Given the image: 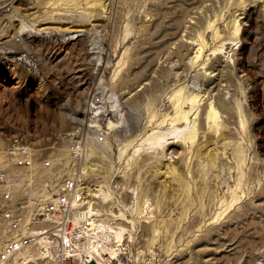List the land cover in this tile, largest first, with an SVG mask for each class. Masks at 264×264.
<instances>
[{
  "label": "rangeland",
  "instance_id": "1",
  "mask_svg": "<svg viewBox=\"0 0 264 264\" xmlns=\"http://www.w3.org/2000/svg\"><path fill=\"white\" fill-rule=\"evenodd\" d=\"M96 1L0 0V168L11 166L15 135L61 158L68 138L83 135L97 156L105 154V165L114 164L113 181L129 184L132 174L118 175L121 150L139 133L172 132L167 120L156 125L174 112L181 86L203 94L200 103L213 100L219 123L204 118L195 144L169 138L165 174L150 163L137 168L139 201L131 190H117L123 192L113 209L125 211L117 221L131 222L114 243L116 257L104 264H264V0ZM207 20L217 23L218 37ZM203 29L205 47L197 39ZM92 95L102 98L98 111ZM182 124L181 135L190 128ZM101 168L98 182L108 174ZM33 244V251L45 248Z\"/></svg>",
  "mask_w": 264,
  "mask_h": 264
},
{
  "label": "built area",
  "instance_id": "2",
  "mask_svg": "<svg viewBox=\"0 0 264 264\" xmlns=\"http://www.w3.org/2000/svg\"><path fill=\"white\" fill-rule=\"evenodd\" d=\"M101 101L92 95L91 108ZM105 136L101 133L95 140ZM68 139L64 158L42 155L21 136L11 139V166L0 168V264H30L23 251L39 236L48 240L51 254L45 258L52 264H104L115 257L110 249L116 236L102 226L106 215L86 207L92 199L89 187L97 182V173L87 166L88 139ZM113 180L110 177L116 201L123 191H117L121 187Z\"/></svg>",
  "mask_w": 264,
  "mask_h": 264
},
{
  "label": "bare ground",
  "instance_id": "3",
  "mask_svg": "<svg viewBox=\"0 0 264 264\" xmlns=\"http://www.w3.org/2000/svg\"><path fill=\"white\" fill-rule=\"evenodd\" d=\"M98 4H100L101 6H105L106 5V0H101V1H96ZM108 2V1H107ZM109 5V3L107 4ZM65 7V6H64ZM149 8V7H148ZM150 11L152 10L151 8H149ZM161 11V10H160ZM163 11V10H162ZM155 13V12H153ZM206 13V12H205ZM157 15V14H156ZM156 17V16H155ZM203 17V16H201ZM200 17V18H201ZM208 17V16H207ZM213 17V15H212ZM219 17V16H218ZM223 17V16H222ZM237 17V16H236ZM199 18V19H200ZM204 18V17H203ZM202 18V19H203ZM211 18V17H210ZM209 18V19H210ZM238 18V17H237ZM216 19V17H215ZM235 19V18H234ZM239 19V18H238ZM237 21V19H235ZM203 21V20H202ZM200 21H198L197 23H199ZM215 21L214 20H207V24L205 26L206 29H208V27H214L215 26V34L216 36L218 37L219 35V31H218V26L214 23ZM234 22V21H233ZM219 23V22H218ZM238 23V22H237ZM237 23L234 25V29L233 32L234 33H237V31L239 30V26L237 25ZM234 24V23H233ZM195 25V24H194ZM222 25V24H221ZM151 26V24H150ZM229 26V25H228ZM149 27V26H148ZM197 27V26H196ZM231 27V26H230ZM229 27V28H230ZM192 28V27H191ZM232 28V27H231ZM193 29H196V28H193ZM199 29V28H198ZM211 29V28H209ZM214 29V28H212ZM149 30V29H148ZM226 30V29H225ZM231 30V31H232ZM78 31H81V29H79ZM152 31V30H150ZM147 32V31H146ZM204 32H205V29L203 30H199V34H197V36L199 38H197L198 40H200V43L202 44V46L204 45H207V41H206V38L204 36ZM233 32L231 34V36L233 37ZM148 33V32H147ZM189 33V32H188ZM210 33V32H208ZM229 33V32H228ZM231 33V32H230ZM149 34V33H148ZM193 34V33H192ZM195 34V32H194ZM214 34V33H213ZM226 34V32H225ZM235 35V34H234ZM151 36V35H150ZM208 36V35H206ZM221 36V35H220ZM223 36V34H222ZM230 36V37H231ZM237 36V35H236ZM143 38L145 36H142ZM149 37V35H148ZM195 39V35L193 37ZM209 38V37H208ZM213 38V37H212ZM215 38V37H214ZM146 39H147V36H146ZM227 39V38H225ZM232 39H235L234 37ZM223 40V39H222ZM221 40V41H222ZM146 41V40H145ZM197 41V40H196ZM225 41H222L221 43H223ZM198 43V44H200ZM207 43V44H206ZM216 43V42H215ZM218 43H216L215 45H217ZM220 44V42H219ZM221 45V44H220ZM219 45V46H220ZM217 45V47H219ZM222 46V45H221ZM205 47V46H204ZM116 48V47H115ZM200 48V47H199ZM203 48V47H202ZM201 48V49H202ZM215 48V46H214ZM213 48V49H214ZM201 49H200V52H201ZM220 49V48H218ZM218 49H215V50H218ZM128 51V50H126ZM177 51V50H176ZM182 51V50H181ZM237 51V50H236ZM136 52V51H134ZM138 52V51H137ZM136 52V53H137ZM179 52V51H178ZM177 52V54H178ZM200 52H198L199 54H201ZM136 53H133L135 56H136ZM182 53V52H181ZM180 53V54H181ZM197 53V54H198ZM138 55V54H137ZM134 56V57H135ZM200 56V55H198ZM215 56V55H214ZM133 57V58H134ZM195 57V56H194ZM129 58V57H128ZM136 58V57H135ZM134 58V59H135ZM141 59V58H140ZM205 62V61H204ZM202 62V63H204ZM224 63V62H223ZM205 64V63H204ZM203 64V65H204ZM209 64H211L209 62ZM163 67V66H162ZM164 70L161 69V71L159 72H162ZM211 71V70H210ZM223 71V69H222ZM166 72V71H164ZM224 72V71H223ZM228 72V71H227ZM222 73V72H221ZM231 73V72H230ZM161 74V73H160ZM224 74V73H223ZM222 74V75H223ZM229 74V73H228ZM159 76V75H158ZM221 76V75H220ZM156 77V76H155ZM160 77V76H159ZM157 78V77H156ZM211 78V77H210ZM158 80V79H157ZM156 80V81H157ZM208 80V79H207ZM220 80V78H219ZM155 81V82H156ZM153 83V82H152ZM157 85L159 84L158 82H156ZM154 84V83H153ZM213 84V83H212ZM150 85V84H149ZM156 85V86H157ZM155 86V85H154ZM155 86V87H156ZM159 86V85H158ZM208 86V85H207ZM152 86H150L149 88H151ZM179 89H177V93L175 94V108H174V112L172 114H169L168 115V111H166V113H163V116L162 119L160 120V122L156 125V126H160L162 125V122L163 124L164 121L167 120V123L171 124V128L170 130H172L171 133H168V132H163V131H159L158 128L157 129H154L153 131H150L147 133V131L143 132V133H139L136 137H133L130 139L129 142H127L125 145H127L128 147L125 148L124 150H121V155H120V160H121V165L118 167V175H123L125 176L126 178H128L127 176H133L134 179H132V181L129 183V184H126L125 183H128V182H125L123 183V181H120L118 182L117 180V184L120 185V187H124L126 189H129L131 190L133 193L132 195V199L134 202L136 201H139V198L141 196V192H140V184L139 182H137V178H139L140 174L136 171L137 168L141 167L142 165L144 164H148L150 163L151 166H155V170H160L161 168V172L162 173H166V169H168L169 167V164L167 162H165L164 160L166 158V150H165V144L166 142H169L168 139L169 138H173L172 141L170 142H175L176 140L178 141V138L181 137L183 138L184 140H190L191 142L194 143V141L196 140L195 138H197L196 136L198 134H200V131L203 130L204 127V118H207L208 121H214V123H219L218 121V118L220 116L219 114V109L217 108V106L213 103V100L210 102V105L207 103V101L203 102V103H200L202 102V97L204 96L203 94L199 95V94H189V92L186 94L184 93V91L182 92V88L181 86H177ZM216 87V86H215ZM148 88V89H149ZM208 88V87H207ZM154 89V88H153ZM156 90V89H155ZM175 90H176V87H175ZM151 91V90H150ZM154 91V90H153ZM207 91V90H206ZM221 91V89H220ZM186 92V91H185ZM193 93V91H191ZM223 92V91H222ZM221 92V93H222ZM200 93V92H199ZM207 93V92H206ZM205 94V93H204ZM209 94V93H208ZM224 93H222L223 95ZM203 95V96H202ZM212 95V94H211ZM224 96V95H223ZM173 97V96H172ZM210 97V96H209ZM214 97V96H213ZM152 98V97H151ZM173 99V98H172ZM205 99V97H204ZM207 99V98H206ZM213 99V98H212ZM202 100V101H201ZM216 100L217 102H220L222 103L221 106L223 105L224 106V109L225 110H228L229 112H231L233 114V108H231L230 104L228 105L226 102H225V99L221 96L220 93L217 94L216 96ZM187 101H190L191 102V106L189 109H186L184 108V103L187 102ZM209 101H210V98H209ZM188 103V102H187ZM220 103L217 104L218 106H220ZM186 104V103H185ZM190 104V103H189ZM115 105V104H113ZM99 106V105H98ZM98 106L96 107L97 108V111H98ZM188 106V105H187ZM222 106V107H223ZM233 106V105H232ZM96 108H93V110H96ZM192 109H194L192 111ZM199 109V110H198ZM233 109V110H232ZM173 110V109H172ZM199 111V114L197 117L195 116H192L193 113H196L197 111ZM223 110V109H222ZM224 110V111H225ZM192 111V113L190 114V112ZM171 112V111H170ZM203 112L205 113L203 116ZM197 114V113H196ZM195 114V115H196ZM233 116V115H232ZM154 119V118H153ZM184 120H186L187 124L185 127H188L190 126V128L186 131V132H182L183 134L181 135V131L184 130V127H183V124L184 123ZM157 121V120H156ZM161 123V124H160ZM182 124V126H181ZM210 124V123H209ZM208 124V125H209ZM216 125V124H214ZM221 125V124H220ZM152 126V125H151ZM165 126V125H163ZM153 127V126H152ZM216 126L212 127V128H215ZM219 127V125H218ZM217 127V129H218ZM222 127V126H220ZM154 128V127H153ZM152 129V128H151ZM160 129V127H159ZM216 129V128H215ZM216 129V130H217ZM163 130V129H162ZM168 130V129H167ZM220 130V129H219ZM205 132V131H204ZM203 133V132H201ZM223 134H225V132L223 131L222 132ZM167 134L170 136L167 137ZM200 137V136H199ZM226 138V137H225ZM88 139V138H87ZM182 141V140H181ZM180 141V142H181ZM195 144V143H194ZM124 145V146H125ZM211 145V144H210ZM159 146H163L161 148H159ZM126 147V146H125ZM170 147V146H169ZM194 147V146H193ZM212 148V147H211ZM210 148V149H211ZM168 149V148H167ZM97 147L95 145H93V143H91L90 141H87L86 143V154H87V157H88V161H87V166L91 169L92 172H95V173H98V171L100 170L101 171V167L103 168H106V171H108V174H105L104 175V179H102L103 181H97V182H93L92 185L89 187V193L91 195V200H89L88 204L86 205V207H89V208H92V210H95L97 212H100V214L102 215H106L107 217V220L104 219V221L102 222V226L105 230H109L113 235L116 236V240H121L123 237H124V233L127 232V230L129 229L127 227V225H125L124 223H129L131 222L130 219L127 218L126 222L125 221H117L119 218L118 216H123V218L125 217L124 215V212L122 210H120V212H116L113 207H114V204H115V196L113 194V190L110 186V172L113 168V163L111 161H109L107 163V165H105V154L101 153L99 154L98 156L102 157V162L101 164L98 163V156L97 154H95L97 152ZM204 150V149H203ZM225 152V151H224ZM169 153V152H168ZM201 153V152H200ZM212 153V152H210ZM209 153V154H210ZM67 154V152H66ZM188 154V153H187ZM186 154V155H187ZM192 154V153H191ZM202 154V153H201ZM205 154V153H204ZM169 155V154H168ZM170 156V155H169ZM175 157V156H174ZM107 158V157H106ZM176 158V157H175ZM172 159V158H171ZM7 160V159H6ZM184 160V159H183ZM4 161V160H3ZM188 161V160H186ZM207 161V160H206ZM154 162V163H153ZM181 162V161H180ZM210 162V161H209ZM185 164V163H184ZM208 164V163H207ZM123 165V166H122ZM121 166L123 168H121ZM187 166V165H186ZM170 168V167H169ZM180 168V167H179ZM182 168H181V172H182ZM207 171H208V168H207ZM183 173V172H182ZM189 173V172H188ZM187 174V173H186ZM138 175V177H137ZM162 181V179H161ZM183 181H185V174L183 175ZM172 184V183H171ZM176 186V185H174ZM173 186V187H174ZM194 187V186H193ZM142 190V189H141ZM195 192V191H194ZM187 195V194H186ZM188 196V195H187ZM236 197V196H235ZM234 197V198H235ZM95 200V201H94ZM146 200H148V198H146ZM184 200V199H183ZM217 200V199H216ZM223 200V199H222ZM150 202V201H149ZM225 202V201H224ZM183 203V202H182ZM181 203V204H182ZM218 203V202H217ZM219 203H221L219 201ZM231 203V202H230ZM148 204V203H147ZM185 204V203H184ZM227 204V203H226ZM225 204V205H226ZM217 205V204H216ZM220 204H218L217 206H219ZM224 205V206H225ZM149 206L150 208H152V206L150 205L149 203ZM229 206V205H228ZM186 207V206H185ZM192 207V206H191ZM226 207V206H225ZM95 208V209H94ZM97 208V210H96ZM221 208V207H220ZM190 209V207H189ZM119 210V209H118ZM184 210V209H183ZM189 211V210H188ZM186 211V212H188ZM204 211V209H203ZM221 211V210H220ZM182 212V211H181ZM184 212V211H183ZM218 213V212H217ZM221 213V212H220ZM153 214V213H152ZM151 214V215H152ZM185 214V213H184ZM219 214V213H218ZM206 215V214H205ZM114 217L116 219H114ZM184 217V216H182ZM116 220V221H115ZM206 220V219H205ZM204 225V224H203ZM184 227V226H183ZM35 229V228H33ZM36 233V232H35ZM39 241L37 242H40L42 243V245L45 247L44 249L40 248L39 247V251L36 252V251H33L34 249H31L30 247H28L25 251H23V254H26L28 251L29 253V258L31 259H40V258H45L46 256H49L51 253H50V250L48 249L49 247V244H48V240L47 238H45L44 236H39ZM34 243H36V241H34ZM117 243V241H116ZM34 245V244H33ZM37 245V244H36ZM39 246V245H38ZM42 246V247H43ZM32 247V245H31ZM35 246H33L34 248ZM109 247V246H108ZM107 247V248H108ZM36 248V247H35ZM37 249V248H36ZM35 249V250H36ZM111 253L113 256L116 255L117 251H116V247L113 248V249H110ZM38 254V255H37ZM116 257V256H115ZM114 258V257H113ZM102 264V263H101Z\"/></svg>",
  "mask_w": 264,
  "mask_h": 264
}]
</instances>
